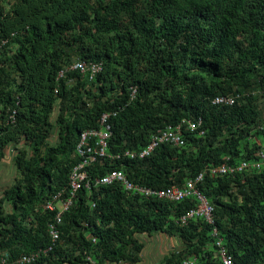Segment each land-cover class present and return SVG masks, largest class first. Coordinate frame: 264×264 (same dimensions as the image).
<instances>
[{"label": "trees", "instance_id": "16d2710c", "mask_svg": "<svg viewBox=\"0 0 264 264\" xmlns=\"http://www.w3.org/2000/svg\"><path fill=\"white\" fill-rule=\"evenodd\" d=\"M71 59L102 68L90 78L72 69ZM255 82L264 83V0H0V161L20 139L31 148L30 154L18 149V176L0 198L5 264L138 262L143 243L134 235L153 232L184 245L164 264L187 257L221 264L217 238L239 264H264V160L259 168L203 175L198 187L214 206L213 223L179 222L193 197H144L113 183L78 190L52 243L48 222L55 210L40 207L59 191L67 194L79 135L98 128L103 112H115L110 153L138 150L152 132L184 117H200L205 133L184 130L183 145L164 143L144 158L97 159L90 178L117 168L132 181L165 187L209 167L259 160L258 111L240 98L233 105L211 102ZM56 105L58 141L50 145ZM38 249L46 251L16 262Z\"/></svg>", "mask_w": 264, "mask_h": 264}, {"label": "built area", "instance_id": "2783aa9c", "mask_svg": "<svg viewBox=\"0 0 264 264\" xmlns=\"http://www.w3.org/2000/svg\"><path fill=\"white\" fill-rule=\"evenodd\" d=\"M72 69H78L82 73H89L92 78L101 70L100 62H85L83 60H74L70 66ZM62 74V72L60 73ZM136 92L135 87H131V98L134 97ZM237 101L236 95L217 94L211 102L217 105H233ZM115 115V112H103L98 120V128H86L82 130L79 139L75 145V152L79 157V161L74 165L69 173V187L65 197L61 196V191L57 192L52 198H47L40 204L42 209L55 210L52 219L48 222V232L52 243L59 239L60 228L62 224L63 213L69 209L73 204L78 190L85 188L90 191L98 185H109L113 183L120 184L123 189L128 193H136L144 197L156 196L161 199H168L171 201H180L186 197H193L196 201L195 205L186 210L180 217V223H186L193 218H202L208 223L214 221V206L209 201L207 196L199 189L198 183L203 179L206 172L211 174H225L236 170H243L250 165L259 168L264 160V153L258 152L259 160L252 163L246 160H241L236 164L223 163L217 166L209 167L208 169L200 172L195 177H190L185 180L182 185L172 184L165 187L148 186L139 182L132 181L122 169L113 168L108 170L105 174L92 177L89 176L88 167L97 159L105 157L113 160H120L123 157L129 158H144L149 156L158 146L164 143H169L174 146H181L185 143L183 131L192 130L197 131L199 135L205 133L202 127V119L198 118H181L174 124H167L152 132L146 144L138 150H123L117 153H110L108 151V139L111 134V124L109 122L110 116ZM94 206V203H92ZM212 234L217 235L216 228H213ZM87 238L95 241L96 238L92 234H88ZM51 246L48 247L50 249ZM217 257L221 264H239L236 262L232 255L227 251L222 243L221 238L216 240ZM46 250H35L29 253H23L16 262L30 263L35 260L42 252ZM8 259L6 251L0 252V264H5ZM174 264H198L195 257L183 258Z\"/></svg>", "mask_w": 264, "mask_h": 264}, {"label": "rangeland", "instance_id": "374dc122", "mask_svg": "<svg viewBox=\"0 0 264 264\" xmlns=\"http://www.w3.org/2000/svg\"><path fill=\"white\" fill-rule=\"evenodd\" d=\"M255 85L256 86L254 88H248L240 92L233 90L228 93L218 94H233L237 96V99L240 98L243 102H249L258 111L259 119H262L263 121L264 83H256ZM57 115L58 105L55 106L53 114L50 117L51 127L50 133L47 137V143L50 145H55L58 141V126L55 123ZM223 136H221V138H223ZM20 148L26 149L29 154L31 152L30 146L25 143L24 139H20L17 144L8 145L5 148V155L0 161V198L2 197L4 190L11 186L15 178L18 176V172L14 163V156ZM2 203L3 211L6 213L10 212V203L7 200H4ZM134 237L143 243V247L138 253V262L130 263L128 261L122 260L118 263L106 261L103 264H164L165 256L169 255L173 251L183 249L184 246L177 236H168L161 232H153L151 235L145 233H135Z\"/></svg>", "mask_w": 264, "mask_h": 264}]
</instances>
